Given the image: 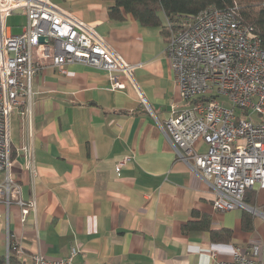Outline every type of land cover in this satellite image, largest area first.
I'll return each instance as SVG.
<instances>
[{"label":"crops","instance_id":"obj_1","mask_svg":"<svg viewBox=\"0 0 264 264\" xmlns=\"http://www.w3.org/2000/svg\"><path fill=\"white\" fill-rule=\"evenodd\" d=\"M51 1L91 24L136 68L133 81L118 76L121 88L106 70L80 62L35 72L31 113L16 109L9 120L10 173L35 211L22 222L18 206L7 211L0 203V256L13 243L31 264L35 252L55 258L77 245L73 264H215L211 250L229 259L235 245H255L256 264H264V218L214 209L212 189L159 127L185 105L165 53L164 13L161 25L149 26L125 12L112 20V0ZM26 143L35 173L20 152ZM244 199L264 212V187Z\"/></svg>","mask_w":264,"mask_h":264},{"label":"built area","instance_id":"obj_2","mask_svg":"<svg viewBox=\"0 0 264 264\" xmlns=\"http://www.w3.org/2000/svg\"><path fill=\"white\" fill-rule=\"evenodd\" d=\"M13 12L26 16L17 34L5 26ZM165 29V53L185 102L159 124L165 139L212 189L214 209L242 208L264 218L263 211L244 199L247 189L264 187V48L255 28L232 10L209 5L166 18ZM73 62L106 70L114 88L122 87L119 75L133 81L136 68L91 24L51 0H0V203L7 211L18 206L22 222L35 211V201L22 198L10 173V115L20 108L31 113L32 78L40 67L49 64L65 72L64 65ZM20 152L25 167L35 173L32 146L26 143ZM129 157L116 164L117 172ZM78 252L77 245L61 257L35 252L31 264H73ZM256 253L255 245H235L229 259L210 251L215 264H256Z\"/></svg>","mask_w":264,"mask_h":264},{"label":"trees","instance_id":"obj_3","mask_svg":"<svg viewBox=\"0 0 264 264\" xmlns=\"http://www.w3.org/2000/svg\"><path fill=\"white\" fill-rule=\"evenodd\" d=\"M109 16L112 20H123V12L130 13L143 25H161L158 12L166 18H173L178 13H196L209 5L232 10L244 24L251 25L258 34L264 48V0H112ZM166 29H163L165 32ZM248 190V189H247ZM246 190V191H247ZM246 193V192H245ZM245 197V196H244ZM230 235L229 230H223ZM15 249L9 245L8 257L0 256V264H24L15 255Z\"/></svg>","mask_w":264,"mask_h":264},{"label":"rangeland","instance_id":"obj_4","mask_svg":"<svg viewBox=\"0 0 264 264\" xmlns=\"http://www.w3.org/2000/svg\"><path fill=\"white\" fill-rule=\"evenodd\" d=\"M26 23V16L20 13H11L5 21V26L10 29L11 33L17 34L22 30V26ZM220 101H224L226 104V100L224 97H219ZM253 119L259 120L257 115H253Z\"/></svg>","mask_w":264,"mask_h":264},{"label":"water","instance_id":"obj_5","mask_svg":"<svg viewBox=\"0 0 264 264\" xmlns=\"http://www.w3.org/2000/svg\"><path fill=\"white\" fill-rule=\"evenodd\" d=\"M40 41H43V37H40V39H39Z\"/></svg>","mask_w":264,"mask_h":264}]
</instances>
